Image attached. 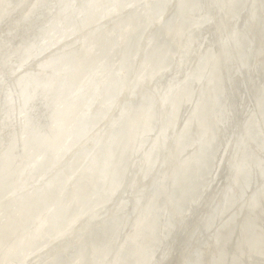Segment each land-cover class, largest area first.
<instances>
[{
	"label": "bare ground",
	"instance_id": "bare-ground-1",
	"mask_svg": "<svg viewBox=\"0 0 264 264\" xmlns=\"http://www.w3.org/2000/svg\"><path fill=\"white\" fill-rule=\"evenodd\" d=\"M0 264H264V0H0Z\"/></svg>",
	"mask_w": 264,
	"mask_h": 264
},
{
	"label": "water",
	"instance_id": "water-1",
	"mask_svg": "<svg viewBox=\"0 0 264 264\" xmlns=\"http://www.w3.org/2000/svg\"><path fill=\"white\" fill-rule=\"evenodd\" d=\"M227 78H228V77H227ZM227 78H226V79H227ZM247 85H248V83H243V84H242V88L245 90L246 87H247ZM242 88H241V89H242ZM213 208L215 209V211H209V212L207 213V216H209V217H212V216H213V218H214L215 215H216V211H218V208H217V206H213ZM189 231H190V229L187 227L185 242H186V241H190V239H191L192 234H190ZM179 233H180V232H179ZM180 235H181V234H180ZM181 238H182V237H181Z\"/></svg>",
	"mask_w": 264,
	"mask_h": 264
}]
</instances>
